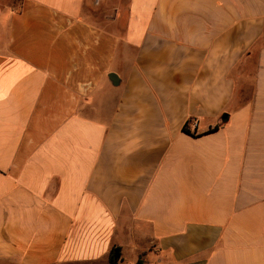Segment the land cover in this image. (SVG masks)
<instances>
[{"label":"crops","instance_id":"crops-1","mask_svg":"<svg viewBox=\"0 0 264 264\" xmlns=\"http://www.w3.org/2000/svg\"><path fill=\"white\" fill-rule=\"evenodd\" d=\"M139 259L264 264V0H0V264Z\"/></svg>","mask_w":264,"mask_h":264},{"label":"trees","instance_id":"trees-1","mask_svg":"<svg viewBox=\"0 0 264 264\" xmlns=\"http://www.w3.org/2000/svg\"><path fill=\"white\" fill-rule=\"evenodd\" d=\"M220 127V125H216L214 128H210L208 130V132L210 131H214L216 129H218ZM183 130L186 131V132H191L190 129L188 128V124L186 123L183 127ZM121 257V250H120V247H114L111 251V261L112 262H115L117 261L119 258ZM139 264H144L143 260L142 259H139Z\"/></svg>","mask_w":264,"mask_h":264}]
</instances>
